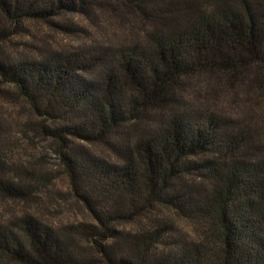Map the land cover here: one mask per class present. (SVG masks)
<instances>
[{"label":"trees","instance_id":"obj_1","mask_svg":"<svg viewBox=\"0 0 264 264\" xmlns=\"http://www.w3.org/2000/svg\"><path fill=\"white\" fill-rule=\"evenodd\" d=\"M105 11L140 33L119 47L2 50L27 22L70 31L63 18ZM0 16L14 28L0 25V98L11 86L26 100L93 221L64 233L32 216L0 226V264H264L263 123L190 98L207 77L247 80L264 100V0H0Z\"/></svg>","mask_w":264,"mask_h":264},{"label":"rangeland","instance_id":"obj_2","mask_svg":"<svg viewBox=\"0 0 264 264\" xmlns=\"http://www.w3.org/2000/svg\"><path fill=\"white\" fill-rule=\"evenodd\" d=\"M70 31H61L41 22H27L17 35L2 45L7 55L34 54L42 49L60 50L99 43L119 47L140 33L137 19L121 13L101 12L91 19L68 16L62 19ZM0 25L9 31L14 28L0 16ZM132 31V32H131ZM223 84L215 79L199 77L192 81L190 97L193 104L215 112L239 116L245 123L257 125L264 141V100L261 93L247 80ZM0 98V226H12L24 216H32L51 229L64 233L68 228L93 221L83 203L72 190L55 141L43 136L39 121L26 100L16 89L5 87ZM101 160L114 163L115 154L103 145L86 146ZM23 188L19 197H10L3 184ZM185 232L191 227L178 221ZM128 228V226H127ZM80 243V242H79ZM81 254L86 258L95 253L84 242ZM2 264H17L4 261Z\"/></svg>","mask_w":264,"mask_h":264}]
</instances>
